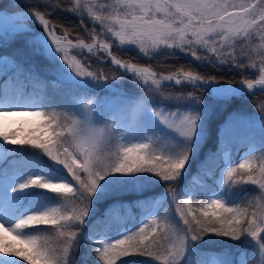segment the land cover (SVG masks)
Instances as JSON below:
<instances>
[{
  "label": "snow or ice",
  "instance_id": "6c2138e0",
  "mask_svg": "<svg viewBox=\"0 0 264 264\" xmlns=\"http://www.w3.org/2000/svg\"><path fill=\"white\" fill-rule=\"evenodd\" d=\"M45 3L11 0V7L17 10H0V43L4 45L0 48V141L31 146L26 150L47 157L41 162L7 147L0 150V264H73L82 236L86 237V247L103 264H126L122 258L138 256L162 264H257L258 259L264 264V205L252 206L251 211L229 206L233 201L228 192L239 185H257L264 200V165L257 172L255 165L244 160L225 171L220 157L223 154L227 159V145L221 142L189 187H177L190 156L204 139L198 109L205 87H210L216 97L213 104L226 103L242 88L250 92L261 86L264 91V50L259 52V77L255 80L221 86L217 78L193 72L157 79V72L151 68L112 56L111 45L91 33L92 43L83 39L73 43L67 33L57 36L55 26L46 18L51 13L43 7ZM77 9H86L93 24L98 22L120 46L136 45L149 58L167 48L188 52L197 60L206 59L197 55V46L222 56L225 47L231 48L239 37H250L254 30L264 39V0H114L107 5L75 0L72 10ZM29 21L39 24L43 32L34 33ZM217 38L220 47H216ZM97 47L111 57L113 65L131 74L127 78L134 86L163 100L189 102L190 107L169 110L148 99L138 122L131 124L128 110L141 95L125 88V77L89 70L80 59L69 55V49H87L91 54ZM22 49L31 53V70L15 60V53ZM233 60L235 57L229 55L223 62ZM236 66L256 64L236 62ZM37 67L47 74L36 71ZM173 81L176 86L187 83L195 90L162 96L163 83ZM100 90L105 95H94ZM53 91L63 94V106L74 109L72 115L48 111L54 103ZM156 121L182 141L171 139ZM101 123L103 127L98 126ZM117 132H123L119 142ZM36 167L44 174H32ZM64 170L71 179L57 174ZM157 180L167 184L163 198L142 195L131 203L116 201L84 233L94 198L109 199L128 191L143 194ZM37 188L47 192L30 198ZM202 192L209 193L210 198L194 209L186 197ZM165 203L176 205L175 216L171 211L159 215ZM137 212L141 222L137 231L122 232V238L117 239L108 235L115 225ZM210 234L242 243L249 240L253 252L237 248L204 253L193 247L194 242Z\"/></svg>",
  "mask_w": 264,
  "mask_h": 264
},
{
  "label": "trees",
  "instance_id": "16d2710c",
  "mask_svg": "<svg viewBox=\"0 0 264 264\" xmlns=\"http://www.w3.org/2000/svg\"><path fill=\"white\" fill-rule=\"evenodd\" d=\"M27 7V5H23ZM43 7L51 13L50 16L46 17L50 19V22L55 26L57 32H64L67 33L71 39H85L86 36L81 28V24L83 25L84 29L89 33H94L93 28L88 21L87 18L80 16L76 11H73L74 3L73 0H46V3ZM0 9H6L8 11H14L17 9H13L11 7V0H0ZM30 26H32V31L34 33H41L42 30L34 25L33 23L29 22ZM108 38V36H106ZM20 45H17L19 48ZM4 47L2 43H0V48ZM116 47L119 48L117 44ZM116 47H112L113 54L117 55L120 59L125 61H131L137 65L144 66L148 65L151 66L155 71H160L162 73H175L179 71H187V72H194L198 75H203L207 77H215L219 82L224 84L228 82H239L243 78H251V72L248 69H238L232 65H228L225 67H218L214 65H203L198 64L191 58L181 54L177 49H167V51H162L155 55L154 59H145L142 56L138 55V52L131 49L130 45H124L123 49H117ZM76 56L77 59H80L82 63L85 64L86 67H89L92 71H98L99 73L111 76L113 73L117 74L120 73L118 70H114L110 64H108L105 60V57L96 54L91 55L86 52H75L73 54ZM15 60L24 67L25 70H31L33 61L31 53L27 49L19 50L15 53ZM36 71L47 74L42 70V68L37 67ZM51 80V77H49ZM126 89L130 90V85L124 83ZM139 88V87H138ZM175 90H184L185 92H192L194 91L193 88L189 86H182L180 89ZM78 92H82L83 90H77ZM94 95L103 96L105 95L104 90H100ZM77 97H80L77 95ZM255 102L251 103L249 101H242L239 99H234L232 101L227 102L226 107L217 113L211 115L209 122H208V129L207 135L205 140L201 146L199 156L202 158L210 156V154L217 152L219 146V135L221 131V127L225 122L226 115L231 110L236 109H253L255 110L258 108L259 111L264 112V92L254 94L250 97ZM169 105V104H165ZM171 105V104H170ZM169 107V106H167ZM178 107V106H176ZM256 107V108H255ZM196 161V160H195ZM195 161H192L190 166L191 173L184 178L183 180H179L177 187L180 190H185L189 187L190 182L193 181V178L198 175L201 170L200 166L195 164ZM199 163V162H198ZM220 165H223L221 161ZM166 185H162L161 188H166ZM224 190V186H223ZM230 198L232 199L233 203L229 204V206H240L242 208L248 207L251 211L252 206H260L264 205L263 201L260 199V192L257 185H239L235 186L228 190ZM207 192H202L194 197H186L192 200V207L194 209H199L203 204L207 203ZM132 197L131 194L123 195L119 198V200L127 199ZM121 202L124 203L122 200ZM112 205V203H107V200H103L102 202L98 203L97 211L90 215L91 219L84 227V233L86 234L89 231V228L92 226L93 221L100 219L107 209ZM176 205L174 206L175 209ZM171 211L172 214L175 216L173 212V208L167 209V206H163V211L159 214L161 216L164 215L165 212ZM197 214H199L197 212ZM136 220L132 221L129 224L128 230L137 231L138 228L141 226L138 224V217L137 213H134ZM178 219V217H176ZM127 220L126 222H129ZM46 227V226H45ZM118 230V226L115 225L113 229L108 232V235L112 239L115 238V232ZM126 231V232H127ZM130 234V233H125ZM122 238V237H121ZM111 241V240H109ZM108 241V242H109ZM171 241H168L170 243ZM162 243H164L162 241ZM55 246V243H53ZM193 247L198 249L204 253H221L224 250H234L237 248L242 249L243 251L251 254L253 252V243L249 240L244 241H233L227 237L215 236V235H208L204 237L202 240L198 242H194ZM259 257V253H257ZM74 261L73 264H103L102 261H99L98 258L91 252V249L86 247V237L82 236V239L74 253ZM126 261V264H162V262H157L150 257H124L122 258ZM184 261H182L183 263ZM119 264V261H117ZM257 264H260L259 259L257 260Z\"/></svg>",
  "mask_w": 264,
  "mask_h": 264
},
{
  "label": "rangeland",
  "instance_id": "374dc122",
  "mask_svg": "<svg viewBox=\"0 0 264 264\" xmlns=\"http://www.w3.org/2000/svg\"><path fill=\"white\" fill-rule=\"evenodd\" d=\"M92 2L96 5H107V4L114 3V0H92ZM73 3H74V7H75V0H73ZM103 10L109 11V9H107V8H104ZM76 12L80 16H83V17L88 19V21L90 22V24L93 28L94 34H97L96 38L98 40H104L105 42L109 43L111 45V48L116 47V44L119 45V41L116 38L111 37V35L109 33H106L105 30L103 29V27L98 22L95 23V25L93 24L91 17L87 13L86 9H84V10L77 9ZM57 34H59V33H57ZM60 35L64 36L63 34H60ZM106 36H108V38H105ZM99 37H101V38H99ZM85 43H89V42H85ZM128 45L131 46V49L138 52V55L142 56L145 59H154L156 54H158L162 51H167V49L162 48V49L156 51V53L151 58H149V57L144 56L143 53H141L138 46L131 45V44H128ZM122 47L123 46L119 45V48L118 47H116V48L121 50V49H123ZM216 47H220L219 38H217ZM84 50H87V49H84ZM261 50H264V39H261L260 34L254 30L250 37H247V38L239 37L233 42V45L231 48L225 47L223 49V55L222 56L219 53H212L211 51L206 50V49H202L199 46H197V48H196L197 55H202L204 57H207L206 59L197 60L195 57H193L188 52L180 51V50H178V51L181 54H184L185 56L191 58L192 60H194L198 64H203V65H214V66H218V67H225L228 65H232L238 69H244V68L237 67L236 62H242L243 64H246V65H250L253 62H255L256 67H247L245 69H248L251 72H253L250 74L251 76H257L258 77L259 76L258 68H259V61H260L259 52ZM92 52H95L97 54L99 53V54L106 55V53L102 49H99L98 47L94 48ZM69 55L73 56L71 54L70 50H69ZM229 55L232 57H235V60H233L231 62H223L224 58L229 56ZM61 62H63V61H61ZM42 70L44 71L43 68H42ZM125 74L126 73H123V72H121L120 74H118V73L114 74L113 73V75H123L125 77L124 83L127 85H130L131 91H135L136 94L141 95V96L147 94L148 99H152L155 106L161 107V108H166L169 110H175V108H180L183 110V109H187L188 107H190L189 102L176 103L173 101L163 100L160 98V96H154L152 93H149L146 89H141V88L134 86L132 80L127 78V77H130V75L129 74L125 75ZM113 75H111V76H113ZM157 79H159V78L157 77ZM172 87H174L176 89H180L181 85L176 86V85L170 84L168 82L163 83L162 88H161V95L167 96L169 94L179 95L180 93H188V92H185L184 90L178 91V90L172 89ZM52 95H53L54 103L50 106L48 111L56 110V111H61V112H67V113H69V115L73 114L74 109H72L70 106H63L65 101H64V97H63L62 93H60L58 91H53ZM251 95L252 94L243 93V94H240L238 96H233V97L228 98L227 102L232 101L234 99H239L242 101H249L251 103H254L255 101L253 99H250ZM89 98H91V97L89 96ZM79 99L80 98L77 97L78 101H79ZM215 99H216V97L208 89L204 90L203 97H202L203 102H202L200 108L198 109L202 113V115H201V128L199 129L200 131H202L204 133V139H203L202 143L204 142L206 134H207L208 122H209L211 115H213V114L217 113L218 111L224 109L227 105L226 104L227 102L223 103V104H213L212 101H214ZM165 104H169V105H165ZM167 106H169V107H167ZM176 106H178V107H176ZM253 109L249 110V109H243L242 108V109L231 110L225 117V123L223 125V129H222L221 135H220L221 142H224V144L227 145V148H226V151L228 153L227 159H225L223 157V154H221V157H223V160L225 161V165L221 166V168H223L225 171H226V167L238 166L244 160H248L253 165H255L257 167V172L259 171V167L261 165H264V156L261 155V152H264V112L259 111L258 108H256L255 110H253ZM164 115L169 116V118L171 119L168 111H165ZM156 124L158 125V127L160 129H164V126L161 125L159 123V121H156ZM12 126L15 127L16 125L12 124ZM98 126L103 127L104 125H103V123H101ZM164 131L167 132L168 136L171 139H173L177 142L182 141V138L179 137L177 133L172 132L171 130H167V129H164ZM122 135H123V132H117L116 133L117 142H119ZM202 143L200 144L199 148L196 151H194L192 153V155L190 156L189 162L185 167V171L183 172V174L179 180H183L184 178H186L191 173L190 166L192 164V161L196 160L195 164L197 166L202 167L203 162H205L209 158V157L205 158V161H204V158L198 156V153L200 151ZM5 147L10 148L13 151V153H16V154L20 153L19 155H23L25 157H30V158H33L37 161L42 162V161L47 160V157L38 155V153L35 150H33V151H27L26 150L27 147L30 148L31 146L5 145L3 141H0V150H3ZM240 148H242V150H239ZM37 151H39V150H37ZM40 166L46 167V165H44V164H41ZM32 174H44V173H42L40 171V167H36L33 170ZM57 174L65 176L67 179H71V177L67 174L66 170H64L62 172H58ZM162 185L167 186L166 183L160 182L157 180V182H155L143 194L133 192V191L119 192V193L114 194L109 199H103V200H107L108 204L109 203L113 204L116 201H122V200L124 201V203H131L133 200L141 197L142 195L143 196H155V197L163 198L165 193H166L167 187L165 189L164 188L160 189ZM219 190L221 192H223L221 188H219ZM46 192H47L46 189L37 188L36 191L31 194L30 198H38L39 194H43ZM129 194H131L132 197L119 200V198L121 196L129 195ZM209 198H210V194L207 193V200H209ZM103 200H97L94 198L93 206H92V210L90 212V215L97 211L98 203L102 202ZM262 201L264 203V200H262ZM164 206H167L168 210L173 208V212L175 214V209H174L175 204L174 203L171 205H169L168 203H165ZM137 217H139L138 212H137ZM135 219H136V217L133 215V218L130 219V222L134 221ZM148 219L150 220L151 217H149ZM146 222H147V220L144 221V223H146ZM139 224H141V222H139ZM118 226H119V230L117 231L116 236L121 237L119 234L122 232H125L128 228V225L121 223V224H118ZM181 264H185V262L184 263L181 262Z\"/></svg>",
  "mask_w": 264,
  "mask_h": 264
},
{
  "label": "clouds",
  "instance_id": "9594fccd",
  "mask_svg": "<svg viewBox=\"0 0 264 264\" xmlns=\"http://www.w3.org/2000/svg\"><path fill=\"white\" fill-rule=\"evenodd\" d=\"M148 103V96L147 94L139 97L134 104L129 108L128 110V117L129 122L131 124H136L138 120L140 119V116L142 115L144 107Z\"/></svg>",
  "mask_w": 264,
  "mask_h": 264
},
{
  "label": "bare ground",
  "instance_id": "6f19581e",
  "mask_svg": "<svg viewBox=\"0 0 264 264\" xmlns=\"http://www.w3.org/2000/svg\"><path fill=\"white\" fill-rule=\"evenodd\" d=\"M39 25V24H38ZM55 34L57 35V36H60V35H58L56 32H55ZM124 70V69H123ZM177 78H180L179 76H177ZM168 83H172V84H174L175 85V83H174V81L173 82H168ZM212 94H213V91H212V89L210 88V87H206ZM259 89H261V86H257L256 87V89H254V90H251L250 92H249V90L247 89V88H242L241 90H239V91H237V92H234L232 95H230L228 98H230V97H233V96H236V95H240V94H242V93H253L254 91H256V90H259Z\"/></svg>",
  "mask_w": 264,
  "mask_h": 264
},
{
  "label": "water",
  "instance_id": "95a60500",
  "mask_svg": "<svg viewBox=\"0 0 264 264\" xmlns=\"http://www.w3.org/2000/svg\"><path fill=\"white\" fill-rule=\"evenodd\" d=\"M107 55H108V54H107ZM111 55H112V54H111ZM108 58H109V63H111V57L108 56ZM111 64H112V63H111ZM112 65H113V64H112ZM113 67L117 68V66H115V65H113ZM157 74H158V73H157ZM157 76L160 77V76H164V75H162V74H158ZM185 84H187V83H185ZM220 85H221V84H220ZM224 85H225V84H224ZM221 86H222V85H221ZM257 92H261V89L254 91L253 94H254V93H257Z\"/></svg>",
  "mask_w": 264,
  "mask_h": 264
}]
</instances>
